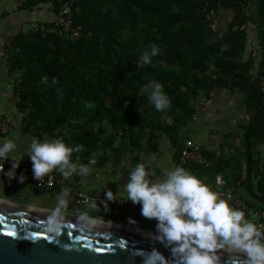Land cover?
<instances>
[{
  "label": "trees",
  "instance_id": "1",
  "mask_svg": "<svg viewBox=\"0 0 264 264\" xmlns=\"http://www.w3.org/2000/svg\"><path fill=\"white\" fill-rule=\"evenodd\" d=\"M39 1L30 0L19 8H31ZM46 1L53 2L58 12L68 0ZM71 1L79 36L50 30L61 29L60 22L42 23L20 32L6 47L16 106L26 128L61 139L73 148L71 159L85 163L93 159L100 166L119 167L126 160L138 163L142 155L160 151L163 136L180 160L183 131L198 111L195 101L221 88L239 89L250 112L244 135H249L253 155L251 187L264 199V157L254 155L264 142L260 132L264 127V0ZM243 2L246 14L232 32ZM212 9L218 17L221 9L234 10L226 30L213 29ZM251 22L257 25L262 48L257 68L247 53ZM152 44L159 54L152 57V64L143 65L141 56L150 53ZM151 81L163 85L171 100L169 109L158 111L149 102ZM202 151L207 164L186 161L183 168L208 182L223 173L229 188L264 209L248 193L247 168L237 169L242 168L241 157L248 163L246 146L242 153L229 155Z\"/></svg>",
  "mask_w": 264,
  "mask_h": 264
},
{
  "label": "clouds",
  "instance_id": "2",
  "mask_svg": "<svg viewBox=\"0 0 264 264\" xmlns=\"http://www.w3.org/2000/svg\"><path fill=\"white\" fill-rule=\"evenodd\" d=\"M150 53L145 51L141 64H152V57L160 49L152 44ZM149 86L146 85V90ZM149 102L158 111L171 107V100L163 90V85L151 81ZM77 151L80 148L76 149ZM32 162L33 178L43 180L45 176L58 170L64 178H69L76 171L72 163L73 148L61 139H33L27 149ZM23 155L18 154L14 140L8 139L0 144V160L11 159L12 167L5 173L9 180L15 178V169L20 166ZM90 168L81 165L80 174L88 175ZM150 172L144 163H139L129 173V181L124 185L123 200L141 206V215L148 220L157 221L159 239L166 241L172 257L177 264H220V250L243 254L246 264H264V225H257L246 217L244 210L237 209L221 198V193L214 191L201 178L183 167H175L164 173L159 181L150 179ZM26 177L21 174L19 182ZM109 200L115 196L106 193ZM86 204L88 198L85 197ZM68 200L65 194L59 195L57 203L47 217V232L60 235L65 227ZM98 212L93 200L87 211H81L78 221L82 230H92L103 223L102 218H94L89 212ZM143 264H170L169 258L159 250L141 253Z\"/></svg>",
  "mask_w": 264,
  "mask_h": 264
},
{
  "label": "crops",
  "instance_id": "3",
  "mask_svg": "<svg viewBox=\"0 0 264 264\" xmlns=\"http://www.w3.org/2000/svg\"><path fill=\"white\" fill-rule=\"evenodd\" d=\"M0 14H2L0 18V116L8 115L13 121V130L7 134H0V144L8 139L14 140L18 146V154H22L24 157L23 159L26 160V165L24 166L25 172L33 175L32 162L27 153L30 143L33 139L43 142L45 140H55L57 137L48 135L39 136L34 129L26 128L23 116L16 106L17 95L14 88L15 83L13 76H11V73L9 72L10 65L8 62L6 47L9 45V42L13 37L20 32H25L29 29H36L42 23H58L61 18L55 9L47 7L19 8L14 3V0H0ZM233 16L234 10L221 9L219 13L218 28L226 30L232 21ZM254 42H256L255 46L261 48L258 28L254 32H248L247 53L252 49ZM205 97L206 96L195 101L198 111L194 114L193 118L184 129L182 143L185 146L186 140L191 139L199 144L204 151L216 152L220 155H229L237 152L242 153L245 146L247 147V136H249L244 135V125L250 118V112L245 105L244 94L239 89L230 90L227 88H221L215 90L214 95L209 101L203 102ZM254 151L255 156L260 155L261 157H264V142L259 144ZM176 155V149L169 138L163 136L160 151L157 154L152 153L149 155H142L138 163L126 160L121 166L114 167L111 164L100 166L96 159L91 160L89 163L72 160V163L76 165V171L73 172L69 178H64L58 170L50 175L61 177L66 181L72 182L85 189L90 194L106 195L108 191H111L116 198L123 199V196L125 195L124 185L128 183L130 178L129 173L137 164L144 163L146 168L154 173V175H150L149 178L155 182L163 179L165 172L171 171L175 167L184 166L182 164L181 155L180 160L176 158ZM81 165L90 168V173L88 175L85 176L80 174ZM239 165L243 168H239L238 166L237 169H239V171H244L245 168H247L248 171V163H246L244 157L239 159ZM217 175L223 177L225 189L230 190L236 196H239L237 192L226 185L223 173ZM202 180L207 183L212 190L218 192V187L215 183L216 179L213 182H208L206 179ZM240 192H243V190H240ZM58 197V195L37 190L30 182L20 186L16 194H10L4 187L2 179H0V202H12L14 205L22 206L24 208L26 207L29 210L38 209L51 212L57 203ZM221 198L223 197L221 196ZM241 198L245 199L246 202L258 212L264 210L257 207L246 197ZM67 200L68 211L66 213V218L78 220L80 212L88 210V205H78L73 198H67ZM124 201L132 207L140 206L138 204H133L130 201ZM139 208L140 207H138L136 211ZM89 215L94 218H102L103 223L100 226L106 228L108 227L115 230L132 228V221L129 219L131 215L125 213H112L108 215L101 211H91L89 212ZM142 218L143 223L145 224V234L159 239L160 234L157 231V221L145 219L143 216ZM250 218L253 221L260 220L259 215L255 213L251 214ZM229 253L234 254L233 252Z\"/></svg>",
  "mask_w": 264,
  "mask_h": 264
},
{
  "label": "water",
  "instance_id": "4",
  "mask_svg": "<svg viewBox=\"0 0 264 264\" xmlns=\"http://www.w3.org/2000/svg\"><path fill=\"white\" fill-rule=\"evenodd\" d=\"M243 4L241 18L232 32L241 26L246 14L247 4ZM238 77L250 82L244 77ZM260 132H264V127ZM247 154L249 193L252 198L264 204V199L251 188L253 157L249 136ZM50 213L45 210H29L12 202H0V264H143L141 253H150L154 249L169 258L170 264H177L166 241L145 234L141 214L134 216L132 228L126 230L103 226L82 230L78 220L66 218L61 234L55 235L46 229ZM12 230L17 232L16 236L6 235V232ZM36 232L41 235L33 236ZM97 247L106 251L97 252ZM218 254L221 257L220 264H246L243 254H232L226 250H220Z\"/></svg>",
  "mask_w": 264,
  "mask_h": 264
},
{
  "label": "built area",
  "instance_id": "5",
  "mask_svg": "<svg viewBox=\"0 0 264 264\" xmlns=\"http://www.w3.org/2000/svg\"><path fill=\"white\" fill-rule=\"evenodd\" d=\"M30 0H14V3L17 7H20ZM34 8H50L54 9L55 6L53 2L40 0L37 4L33 6ZM58 13L60 15V23L61 29L57 30V28L50 29L51 31H58L61 34L71 35L72 37H77L80 35L79 28H75L73 26V1L68 0L63 2L58 9ZM210 15L213 19L212 27L214 30L218 29V20L219 17L215 9H212ZM257 29V25L254 23H250L248 27V32L255 31ZM256 42L253 43V47L249 50V55L252 56L254 59L255 67L257 68L262 57L261 48L259 46H255ZM262 90L264 91V78L262 79ZM215 91L209 93V97H205L204 101H209L210 98L214 95ZM13 130V121L12 118L8 115L0 116V134H7ZM230 151V150H227ZM182 157V164L186 161H194L199 164H207L208 158L203 154L202 148L199 144L195 143L191 139H187L185 142V146L181 151ZM12 161L9 159L8 161L0 160V166H3L5 169V173L11 169ZM26 165V160L23 159L20 163V166L15 169L16 176L14 179L9 180L3 172H0V179H2L4 187L8 190L10 194H16L17 190L20 186L24 185L25 183L30 182L34 188L43 192H49L53 195H61L62 193L66 195L67 198H73V200L78 205H88L93 200L96 202L99 211L105 214H122L125 213L130 216V220L134 221V216L136 214H141V206H129L123 199H118L115 197L114 200H109L106 195H95L90 194L85 189L77 186L76 184L66 181L61 177H56L54 175H48L43 178V180H36L33 178V175L27 174L24 170V166ZM23 174L26 177V180L23 183L19 182L20 175ZM215 183L218 187V192L221 193V196L224 199H227L231 202L233 207L237 209L244 210L246 213V217L250 218V215L255 213L258 214L260 220L253 221V223L259 225H264V210L258 212L253 207H251L245 199L236 196L230 190L224 188V179L221 175H217ZM85 197L88 198V204H86ZM140 207L137 211L136 209ZM142 216V215H141Z\"/></svg>",
  "mask_w": 264,
  "mask_h": 264
},
{
  "label": "snow or ice",
  "instance_id": "6",
  "mask_svg": "<svg viewBox=\"0 0 264 264\" xmlns=\"http://www.w3.org/2000/svg\"><path fill=\"white\" fill-rule=\"evenodd\" d=\"M6 235H8V236H16L17 232L15 230L8 231V232H6ZM40 235H41V233H39V232L33 233V236H40ZM69 235L71 236L72 234L69 233ZM96 251L97 252H104V251H106V249L97 247Z\"/></svg>",
  "mask_w": 264,
  "mask_h": 264
},
{
  "label": "rangeland",
  "instance_id": "7",
  "mask_svg": "<svg viewBox=\"0 0 264 264\" xmlns=\"http://www.w3.org/2000/svg\"><path fill=\"white\" fill-rule=\"evenodd\" d=\"M49 12V11H48ZM51 12V11H50ZM200 99H202V97L200 98Z\"/></svg>",
  "mask_w": 264,
  "mask_h": 264
}]
</instances>
